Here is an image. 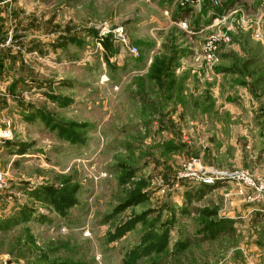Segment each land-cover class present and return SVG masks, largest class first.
<instances>
[{"label":"rangeland","instance_id":"1","mask_svg":"<svg viewBox=\"0 0 264 264\" xmlns=\"http://www.w3.org/2000/svg\"><path fill=\"white\" fill-rule=\"evenodd\" d=\"M220 3L209 63L180 0H12L0 264H264V0Z\"/></svg>","mask_w":264,"mask_h":264},{"label":"built area","instance_id":"2","mask_svg":"<svg viewBox=\"0 0 264 264\" xmlns=\"http://www.w3.org/2000/svg\"><path fill=\"white\" fill-rule=\"evenodd\" d=\"M199 2L200 0H181V6L186 8L191 6L193 3H199ZM211 6L213 7V9L218 10L221 7L220 0H211ZM221 23H222V19L214 15L212 28H215L216 31H213L204 42L203 48L201 50V58L203 61L209 63H211L212 61H216L219 47L223 44H228L230 41L227 35H224L222 32L219 31ZM112 34L115 39L119 38V41L122 45L128 47L131 54H136L138 52V49L136 47H133L129 44V39L126 37V35H123V29H117ZM12 138H13L12 133H10L9 131H5V132L0 131V142H7L10 141ZM238 179L239 182H242L244 184L245 183L250 184L247 174L240 175ZM197 180L211 183V180L202 179L199 177H197ZM5 182H6V175L2 171H0V190L3 189V187L5 186Z\"/></svg>","mask_w":264,"mask_h":264},{"label":"crops","instance_id":"3","mask_svg":"<svg viewBox=\"0 0 264 264\" xmlns=\"http://www.w3.org/2000/svg\"><path fill=\"white\" fill-rule=\"evenodd\" d=\"M180 2H181V0H180ZM11 3H12V0H0V35H7V32H8L11 40L15 43L17 41L13 37L16 36L17 34H13L12 28H10V29L7 28V26H8V24H7L8 5L11 4ZM180 6H181V4H180ZM199 9H196V7H195L194 9H190L189 8V9L186 10L185 7L181 6V14H182L181 17L179 16V13L176 12L175 9H173L171 11V14H173L172 15L173 16V19H172L173 21L171 20V23L172 22L176 23V21H178L181 18L180 21L187 22V24H190V32L192 31L191 33H195V35H197V33L198 34L202 33L203 36L202 37H196V39H200V40L204 41L212 33V31L210 32L208 28H210V27L212 28V22H213V19H214V14H213V12L212 13L209 12L208 15H205V13H200L201 11ZM164 13L167 14L168 12L165 11ZM195 18H196V20L193 22V20ZM206 22H209V25L206 26L205 31H207L209 34H204L203 33L204 30H199L198 32H193V31H195L194 29L198 28L199 26H203L204 24H206ZM194 24L196 26H194ZM11 26H12V24H11ZM187 32H189V30ZM131 46L136 47V43L135 44L134 43L131 44ZM202 48H203V46H202ZM128 51H129V49H128ZM188 62H189L188 60H186V61L182 60V61L176 62V66L179 67V68H182L184 66L183 63L184 64H188ZM6 227H8V226H6ZM251 228L256 230L257 235H258V232L260 230H262V229L264 230V213L260 215L258 220H255L252 223ZM0 231H2V230H0Z\"/></svg>","mask_w":264,"mask_h":264},{"label":"water","instance_id":"4","mask_svg":"<svg viewBox=\"0 0 264 264\" xmlns=\"http://www.w3.org/2000/svg\"><path fill=\"white\" fill-rule=\"evenodd\" d=\"M13 38L18 39V37H13Z\"/></svg>","mask_w":264,"mask_h":264},{"label":"trees","instance_id":"5","mask_svg":"<svg viewBox=\"0 0 264 264\" xmlns=\"http://www.w3.org/2000/svg\"><path fill=\"white\" fill-rule=\"evenodd\" d=\"M220 9V8H219Z\"/></svg>","mask_w":264,"mask_h":264}]
</instances>
